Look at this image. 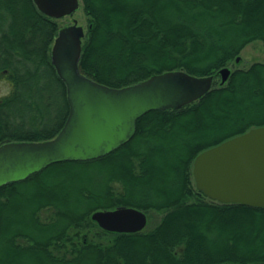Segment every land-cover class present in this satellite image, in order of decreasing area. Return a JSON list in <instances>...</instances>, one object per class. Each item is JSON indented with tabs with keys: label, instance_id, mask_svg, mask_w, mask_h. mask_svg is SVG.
<instances>
[{
	"label": "trees",
	"instance_id": "1",
	"mask_svg": "<svg viewBox=\"0 0 264 264\" xmlns=\"http://www.w3.org/2000/svg\"><path fill=\"white\" fill-rule=\"evenodd\" d=\"M80 3L88 23L79 70L114 88L174 70L216 76L247 44L264 47V0ZM59 29L33 0H0V81L10 85L0 95V145L61 130L69 105L50 59ZM257 126L264 60L233 69L195 102L144 113L103 156L0 186V264H264V207L213 201L192 176L200 152ZM118 206L142 210L147 224L151 212L162 215L132 233L91 218Z\"/></svg>",
	"mask_w": 264,
	"mask_h": 264
},
{
	"label": "water",
	"instance_id": "2",
	"mask_svg": "<svg viewBox=\"0 0 264 264\" xmlns=\"http://www.w3.org/2000/svg\"><path fill=\"white\" fill-rule=\"evenodd\" d=\"M53 19L73 14L80 0H33ZM84 30L75 20L60 28L51 46V64L66 88L69 112L61 130L45 141H10L0 145V186L20 181L60 161L103 156L134 133L136 120L157 109H179L195 102L213 85V75L196 76L183 70L155 74L135 84L114 88L100 84L79 70ZM239 57L236 58V61ZM230 68L218 70L220 83ZM195 187L209 199L264 207V126L231 137L200 152L192 163ZM109 232L143 230L147 215L118 206L91 214Z\"/></svg>",
	"mask_w": 264,
	"mask_h": 264
},
{
	"label": "rangeland",
	"instance_id": "3",
	"mask_svg": "<svg viewBox=\"0 0 264 264\" xmlns=\"http://www.w3.org/2000/svg\"><path fill=\"white\" fill-rule=\"evenodd\" d=\"M56 20L60 28L72 25L73 22L76 20L77 24L83 28L84 33H86L87 31L88 18L86 14L84 13L80 2H79L78 9L73 14L64 16ZM239 56H240L239 62L231 61L228 63L227 67L233 70L235 68H245L255 61H263L264 60V47L260 41L251 42L242 49ZM218 82H219V78L217 77L215 79V83L217 84ZM9 91H10L9 83L5 79H3V81H0V95H6ZM56 180H59V178H54L53 180L51 179L50 181H48L47 179L45 182L48 181V183L50 184ZM28 191L31 192L32 189L30 188L28 189ZM28 196L26 195V198ZM49 212L50 211H45L44 212L45 216H43V218L49 216L50 214ZM151 215H152V220L150 219L149 224H147L148 227L156 223L160 219L162 213L161 212H151ZM148 227L146 229H148Z\"/></svg>",
	"mask_w": 264,
	"mask_h": 264
},
{
	"label": "flooded vegetation",
	"instance_id": "4",
	"mask_svg": "<svg viewBox=\"0 0 264 264\" xmlns=\"http://www.w3.org/2000/svg\"><path fill=\"white\" fill-rule=\"evenodd\" d=\"M237 57H239V60H238V61H236V58H237ZM237 57L235 58V62H239V61H240V56H237ZM226 67H227V66H226ZM231 71H232V70H231ZM217 77L219 78V83H220V76L217 74L216 76L213 75V84L215 83V79H216ZM224 83H225V82H224ZM221 84H223V83H221ZM212 86H213V85H212Z\"/></svg>",
	"mask_w": 264,
	"mask_h": 264
}]
</instances>
